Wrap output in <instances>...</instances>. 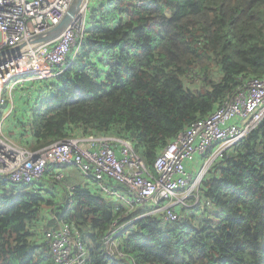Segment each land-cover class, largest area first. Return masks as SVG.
Here are the masks:
<instances>
[{
    "label": "trees",
    "instance_id": "16d2710c",
    "mask_svg": "<svg viewBox=\"0 0 264 264\" xmlns=\"http://www.w3.org/2000/svg\"><path fill=\"white\" fill-rule=\"evenodd\" d=\"M70 59L33 82L29 114L6 131L35 151L125 139L155 174L181 132L264 77V0H91ZM53 172L0 179V264H54L46 232L63 222L82 235L85 264H264V121L209 168L176 222L106 194L127 192L112 180L68 186Z\"/></svg>",
    "mask_w": 264,
    "mask_h": 264
},
{
    "label": "built area",
    "instance_id": "2783aa9c",
    "mask_svg": "<svg viewBox=\"0 0 264 264\" xmlns=\"http://www.w3.org/2000/svg\"><path fill=\"white\" fill-rule=\"evenodd\" d=\"M73 1L0 0V179L30 185L50 168L76 167L86 179L100 184L112 180L126 188L127 198L122 199L131 209L151 206L152 214L167 222L183 220L176 208L186 206V193L198 191L209 168L264 121V77L251 80L233 99L181 132L157 158L155 174L130 141L117 137L70 138L38 151L22 147L5 133L9 96L19 83L59 75L69 59L74 60L85 35L91 0H84L57 39L31 43L59 25ZM64 177L62 171L56 176L57 180ZM46 241L54 264H85L82 235L70 224L63 222L47 231ZM107 243H111L108 238Z\"/></svg>",
    "mask_w": 264,
    "mask_h": 264
},
{
    "label": "rangeland",
    "instance_id": "374dc122",
    "mask_svg": "<svg viewBox=\"0 0 264 264\" xmlns=\"http://www.w3.org/2000/svg\"><path fill=\"white\" fill-rule=\"evenodd\" d=\"M35 80H38V79H34V80H31V81H28V82L19 83V85L13 90L12 94L9 96L8 108H6L5 111L7 113L9 111H12V113H11L12 116L10 117L11 120L15 119L14 115H16V114L18 115L19 119L25 118L29 114V110H30V108L32 106L31 105L32 103L31 104L29 103V102H31V98L29 97V93L30 94L31 93L32 94L35 93L37 88L39 87L38 84H36V83L33 84V82H36ZM31 97H32V95H31ZM9 104H10V106H9ZM18 108H19V112L17 113ZM7 133L9 134V136H10L11 140H13V142H15V143H17L19 145H22L16 139V137L14 138L12 136L14 133L12 134V133H9L8 131H7ZM196 192H197V190L192 192V193H186V194H188L187 195L188 198H187V201H186L188 206H192V204H193L192 200L193 199H195V200L197 199L196 198V194H195ZM110 196H112V195H110ZM0 198H1V195H0Z\"/></svg>",
    "mask_w": 264,
    "mask_h": 264
},
{
    "label": "water",
    "instance_id": "95a60500",
    "mask_svg": "<svg viewBox=\"0 0 264 264\" xmlns=\"http://www.w3.org/2000/svg\"><path fill=\"white\" fill-rule=\"evenodd\" d=\"M83 2L84 0H74L72 3V6L68 10L63 21L57 27H55L52 31L37 37L31 43L32 44H42V43H48L52 40L57 39L62 34V32L69 26V24L74 19V17L78 14ZM22 48L23 46H20L12 50V52L19 51Z\"/></svg>",
    "mask_w": 264,
    "mask_h": 264
},
{
    "label": "crops",
    "instance_id": "0c3cea01",
    "mask_svg": "<svg viewBox=\"0 0 264 264\" xmlns=\"http://www.w3.org/2000/svg\"><path fill=\"white\" fill-rule=\"evenodd\" d=\"M9 102V101H8ZM12 103V102H11ZM10 103V104H11ZM10 104H9V106H10ZM13 104V103H12ZM14 106V105H13ZM8 108V107H7ZM13 109V108H12ZM14 111V110H13ZM5 116H4V120H5V130H7V128L8 127H10L11 126V121H13V119L11 120V114L9 115V114H7V112L5 111ZM14 131V130H13ZM12 131V134L14 133ZM18 133H19V131L18 130H16V133H14L13 135L14 136H16V137H18ZM62 172H63V174L65 175V179H64V182L68 185V186H70V185H73V186H79V187H85V186H90V182L91 183H94V184H97V183H95V182H93L92 180H90V179H86V177L85 176H83L82 174H81V172L79 171V169H77V168H74V167H68V168H64L63 170H62ZM55 175H57V172H55V170H54V172H53V175H52V179H54L55 178ZM112 192L114 191V193L115 192H117L116 190H111ZM117 194H119L120 196H126V194H121V193H117ZM117 198V197H116Z\"/></svg>",
    "mask_w": 264,
    "mask_h": 264
},
{
    "label": "clouds",
    "instance_id": "9594fccd",
    "mask_svg": "<svg viewBox=\"0 0 264 264\" xmlns=\"http://www.w3.org/2000/svg\"><path fill=\"white\" fill-rule=\"evenodd\" d=\"M5 133L9 136V134L7 133L6 130H5ZM9 137H10V136H9ZM18 145H19V144H18ZM20 146H22V145H20ZM22 147H24V146H22ZM25 148H28V147H25ZM28 149H30V148H28ZM31 150H32V149H31ZM41 150H42V149H41ZM33 151H35V150H33ZM37 151H38V150H37ZM66 168H68V167H66ZM74 168H76V167H74ZM51 169H52V170H55V172H57V175H59V172L62 171L64 168H63L62 170H57V169H54V168H50L49 170H51ZM77 169H78V168H77ZM49 170H47V172H48ZM79 171H80V170H79ZM80 172H81V171H80ZM207 172H208V171H207ZM62 174H63V172H62ZM81 174H82V173H81ZM57 175H55V179H56V180H57V178H56ZM82 175H83V174H82ZM205 175H206V174H205ZM64 176H65V175H64ZM43 177H44V176H43ZM204 177H205V176H204ZM64 179H65V178H64ZM64 179H63V181H64ZM98 184H99V183H98ZM104 188H105V187H104ZM104 188H103V190H104ZM106 189H107V188H106ZM110 191H111V190H110ZM104 192H105V191H104ZM113 192H114V191H113ZM197 192H198V191H197ZM197 192H196V193H197ZM105 193H106V192H105ZM115 193H116V192H115ZM196 193H195V194H196ZM106 194H108V193H106ZM110 195H112V194H110ZM118 195H119V194H118ZM112 196L117 197V199H119L121 202H123L124 204H126L122 198H127V197H126V196H127V192H126V196H123V197L120 196V195L117 196V194H116V195H112ZM197 199H198V198H197ZM186 201H187V200H186ZM186 206H187V202H186ZM183 207H184V206H183ZM61 224H62V223H61ZM61 224H60V225H61ZM60 225H59V226H60ZM59 226H58V227H59ZM50 230H51V229H50ZM48 231H49V230H48ZM82 238H83V237H82ZM83 241H84V240H83ZM111 243H112V242H111ZM84 245H85V244H84ZM85 250H86V248H85ZM86 252H87V251H86ZM86 258H87V256H86Z\"/></svg>",
    "mask_w": 264,
    "mask_h": 264
},
{
    "label": "bare ground",
    "instance_id": "6f19581e",
    "mask_svg": "<svg viewBox=\"0 0 264 264\" xmlns=\"http://www.w3.org/2000/svg\"><path fill=\"white\" fill-rule=\"evenodd\" d=\"M99 192V191H98ZM165 223V222H164ZM168 223V222H167ZM121 260V259H120Z\"/></svg>",
    "mask_w": 264,
    "mask_h": 264
}]
</instances>
